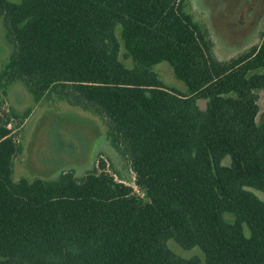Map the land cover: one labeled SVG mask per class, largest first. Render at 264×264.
Here are the masks:
<instances>
[{
  "label": "trees",
  "instance_id": "trees-1",
  "mask_svg": "<svg viewBox=\"0 0 264 264\" xmlns=\"http://www.w3.org/2000/svg\"><path fill=\"white\" fill-rule=\"evenodd\" d=\"M0 17L13 46L0 91L22 82L35 102L103 116L137 185L104 159L14 180L22 144L0 113V264H264V34L220 59L188 0H0Z\"/></svg>",
  "mask_w": 264,
  "mask_h": 264
},
{
  "label": "rangeland",
  "instance_id": "rangeland-1",
  "mask_svg": "<svg viewBox=\"0 0 264 264\" xmlns=\"http://www.w3.org/2000/svg\"><path fill=\"white\" fill-rule=\"evenodd\" d=\"M188 9L195 18L208 25L220 59H228L261 42L264 34V0H188ZM13 51L6 39V27L0 17V71ZM123 53V52H122ZM122 59L132 65L131 58ZM163 81L182 91L186 83L177 78L172 65L161 61L154 65ZM261 113L264 112V89L257 90ZM28 110V112H26ZM0 113H9L15 138L22 144L14 161V180L27 178H55L67 169L77 176L106 161V169L117 179L137 187L135 172L107 139V125L103 116L66 99L35 102L32 93L22 82H14L6 94L0 91ZM225 163L230 162L227 157ZM264 199V192L256 190ZM249 233V228L246 227ZM179 254L189 256L199 250H186L172 244Z\"/></svg>",
  "mask_w": 264,
  "mask_h": 264
},
{
  "label": "built area",
  "instance_id": "built-area-1",
  "mask_svg": "<svg viewBox=\"0 0 264 264\" xmlns=\"http://www.w3.org/2000/svg\"><path fill=\"white\" fill-rule=\"evenodd\" d=\"M140 193H141L142 195H145V192H143V191H142V192L140 191Z\"/></svg>",
  "mask_w": 264,
  "mask_h": 264
}]
</instances>
